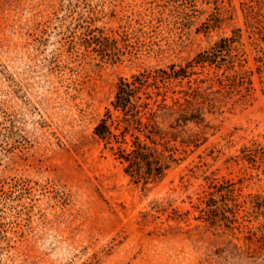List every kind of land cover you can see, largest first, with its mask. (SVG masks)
I'll list each match as a JSON object with an SVG mask.
<instances>
[{
    "label": "rangeland",
    "instance_id": "1",
    "mask_svg": "<svg viewBox=\"0 0 264 264\" xmlns=\"http://www.w3.org/2000/svg\"><path fill=\"white\" fill-rule=\"evenodd\" d=\"M157 1L0 0V264H248L224 260L230 248L224 237L160 227L177 224L174 210L189 211V223H198L194 206L207 195L206 176L238 182L241 200L264 196V163L242 159L245 146L264 144L258 75L251 101L208 115L217 128L209 141L154 188L132 182L94 135L120 76L138 74L140 63H183L243 26L240 11L207 39L183 27L188 17L174 2L168 18L152 26L145 21ZM103 33L124 34V48L113 56L123 61L85 47ZM167 84L169 96L187 88V80ZM157 202L167 212L154 211ZM148 212L154 223L144 228ZM251 220L244 224L257 229L264 215ZM259 246L255 241L250 249Z\"/></svg>",
    "mask_w": 264,
    "mask_h": 264
},
{
    "label": "trees",
    "instance_id": "2",
    "mask_svg": "<svg viewBox=\"0 0 264 264\" xmlns=\"http://www.w3.org/2000/svg\"><path fill=\"white\" fill-rule=\"evenodd\" d=\"M173 2L181 15L188 17L183 27L207 39L223 32L225 25L239 18L240 11L243 26L232 27L230 35L220 36L211 47L183 63L172 62L164 68L140 63L138 74L119 77L115 97L97 122L94 135L132 182L149 188L161 184L187 159L189 152L209 141L217 128L208 115L230 103L251 101L256 90L255 75L264 85V0H240L241 7L235 0H159L150 9L145 23L154 26L160 18H168L166 9ZM245 33L248 41L244 40ZM91 37L85 47L114 63L123 61L113 58L124 48L123 33L121 38L104 33ZM248 45L252 47L253 66L249 64ZM201 74L204 76L200 77ZM173 80L180 83L187 80V88L179 92L181 96L168 95L167 83ZM242 152L243 160L264 163V144L256 142L255 147L245 146ZM206 180L209 181L207 195L194 206L200 212L195 217L198 223H189V211L178 214L174 210L170 217L177 224L160 228L173 233L211 232L224 237L229 245L224 258L227 262L237 259L248 264H264V223L257 229L244 224L251 223V216L264 215V196L250 194L241 200L244 195L238 182L208 176ZM156 204L154 211L167 212L165 205ZM151 217H155L152 212L144 213L140 225L152 226ZM182 223H188L187 229ZM243 227L248 229L245 236H242ZM255 241L260 242L258 252L250 249Z\"/></svg>",
    "mask_w": 264,
    "mask_h": 264
}]
</instances>
